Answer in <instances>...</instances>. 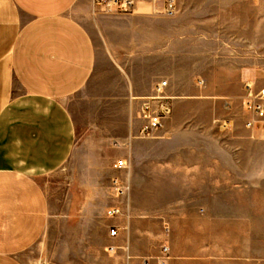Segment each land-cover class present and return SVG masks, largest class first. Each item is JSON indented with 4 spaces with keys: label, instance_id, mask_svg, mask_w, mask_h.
<instances>
[{
    "label": "crops",
    "instance_id": "1",
    "mask_svg": "<svg viewBox=\"0 0 264 264\" xmlns=\"http://www.w3.org/2000/svg\"><path fill=\"white\" fill-rule=\"evenodd\" d=\"M134 1L135 13L115 14L94 0H0V264H24L21 254L47 231L44 183L82 144L106 146L109 167L121 159L130 168L129 192L111 205L122 211L111 218L118 263L159 264L147 238L168 226L167 264H186L194 245L175 237L203 230L221 206L211 202L248 182L237 156L257 135L244 126L241 82L258 77L257 60L199 51L189 41L206 32L142 15L155 0ZM228 70L240 73L233 91L216 84ZM162 80L173 114L158 137L141 139L140 106Z\"/></svg>",
    "mask_w": 264,
    "mask_h": 264
},
{
    "label": "rangeland",
    "instance_id": "2",
    "mask_svg": "<svg viewBox=\"0 0 264 264\" xmlns=\"http://www.w3.org/2000/svg\"><path fill=\"white\" fill-rule=\"evenodd\" d=\"M144 5L146 8L139 9L142 15L185 19L182 26L206 32L200 40L189 41L199 51L225 47L228 62L246 56L257 60L258 77H246L241 82L240 102L245 115L244 83L251 81L255 93L264 88V0H177V12L171 17L161 11L163 3L153 9ZM210 75L215 78L218 72ZM239 75L228 70L227 78L216 80V84L233 91ZM250 132L257 135L253 146L237 156L248 165L242 169L244 180L248 181L240 185L243 191L228 193L226 200L212 201L221 206L210 209L209 222L202 225L203 230L194 229L175 237L194 245L186 264H264V136L261 125ZM92 148L90 144L79 146L67 163L45 181L49 227L21 254L24 264H123L116 260L123 250L112 246L113 226L107 212L112 201L121 198L115 193L113 180L120 178L127 187L126 193L130 186L123 180L124 171L115 170L114 164L108 166L107 147L101 146L97 153ZM97 158L101 166H87ZM172 236L171 231L166 235L162 229L149 233L147 250L158 249L161 256L162 246L170 247Z\"/></svg>",
    "mask_w": 264,
    "mask_h": 264
},
{
    "label": "built area",
    "instance_id": "3",
    "mask_svg": "<svg viewBox=\"0 0 264 264\" xmlns=\"http://www.w3.org/2000/svg\"><path fill=\"white\" fill-rule=\"evenodd\" d=\"M155 3H163L161 11L167 16H174L177 12V0H155ZM95 8L101 13L131 14L137 9L134 0H94ZM156 7V5H155ZM202 84V83H200ZM253 83L247 81L243 87L242 107L245 112V128L255 131L256 125H263L264 136V88L254 92ZM169 82L162 80L154 85L153 94L146 98L140 106V119L142 121L139 137L141 139H155L158 137L164 124L173 114L172 97L167 93ZM117 171L128 172L130 170L126 160H120L114 164ZM113 187L117 197L126 194L127 187L120 178L113 180ZM122 213L119 208H111L107 215L110 218ZM166 235L170 233L168 226L164 229ZM118 229L112 228L110 237H117ZM113 250V249H111ZM170 259V247L164 244L161 249L159 264H167Z\"/></svg>",
    "mask_w": 264,
    "mask_h": 264
},
{
    "label": "bare ground",
    "instance_id": "4",
    "mask_svg": "<svg viewBox=\"0 0 264 264\" xmlns=\"http://www.w3.org/2000/svg\"><path fill=\"white\" fill-rule=\"evenodd\" d=\"M258 125H256V127H257ZM261 128L263 129V125H261Z\"/></svg>",
    "mask_w": 264,
    "mask_h": 264
}]
</instances>
